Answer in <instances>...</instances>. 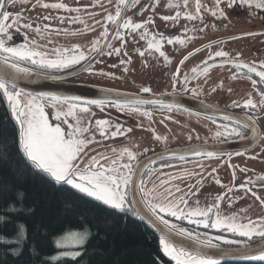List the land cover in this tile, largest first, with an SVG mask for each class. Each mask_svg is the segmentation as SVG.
Instances as JSON below:
<instances>
[{"label":"snow or ice","instance_id":"snow-or-ice-1","mask_svg":"<svg viewBox=\"0 0 264 264\" xmlns=\"http://www.w3.org/2000/svg\"><path fill=\"white\" fill-rule=\"evenodd\" d=\"M29 4L30 0H23ZM16 0H0V100L6 103L10 112L11 122H14L11 131L0 127V163H8L13 170L15 179L9 183H0V245H6L10 255L19 257L24 254L27 246L28 254L39 256L40 245L36 240L29 239V225L23 217H30L35 212V193L28 187L29 179L39 180L43 195H48V189L55 196L60 195V202L65 216L64 225L53 232L45 231L44 235L54 245L53 253H50L41 264H60L65 259L75 260L81 255L83 249L95 235L93 229H99L100 224L111 227L113 221L110 217H99L92 208L80 203L82 197L91 198L100 206H106L112 216H131L141 221H146L159 231V251L168 257L172 264H221L224 257H235L241 260L264 262V215L252 218L247 215L248 208H239L226 214L221 210L222 202L227 198L228 207L232 209L237 200H243L251 193L264 208V198L256 196L252 186L261 184L264 186V176L256 179L246 178L243 183H237L236 172L239 166L228 163L231 171L230 184H222L218 176L213 175L218 167H223L226 161H221L217 167H211L209 171L204 161L220 160L222 157L231 158L232 155H243L249 147L242 148L235 153L225 152L219 146L210 149L208 141L204 143H188L177 148L165 147L162 152H153L147 155L149 148L143 151H135L139 145L112 146L110 153L97 152L91 155L89 146L99 144L96 134L102 140H115L117 137H125L132 131L124 128L120 123H114L111 119H96L94 124L91 111L96 106L103 111L105 106L114 107L118 112L139 115L152 119V111L159 110L169 113L163 120H170L174 110L187 111L176 99L184 93H191L195 98L201 94L199 87L189 88L192 80L206 76L214 67L223 68L230 65L235 69L230 79H247L251 81V87L258 96L254 98L250 92L246 98L232 100L230 107L241 109L240 113L233 114L225 110L214 108L211 104H200L207 112L211 110L213 115L206 116L213 124H216L215 113H221L222 123L216 124V131L212 132V139L226 142L238 138L240 141L250 140L253 145L260 137L255 116L260 110H264V62L245 63L239 57L229 58V53L223 50L209 52L206 59L192 67L190 73H181V66L200 52L201 48H195L184 55L171 73L170 93H161L160 96L145 97L140 94H150V87H141L135 96L126 93L112 92L110 89H101L107 93L103 99H85L82 95H68L56 92H31L20 86L21 81L35 83V78H43L51 81H63L68 76L79 72L89 74L111 76L110 73L95 72L93 59L100 55L109 57L121 55L129 57L128 60L120 59L119 64L124 66L131 63L130 54L124 51L126 38L135 34L140 40L147 41L146 48L136 47L139 57L144 58L153 53L163 58L164 65L171 61L162 50L163 42L172 45H181L195 39L192 35L184 38L169 36L163 33H150L149 26L155 27L154 19L149 16L143 21H137L136 16L148 9V5L142 0H108V4L114 8V13L104 5L105 15L102 20H96L99 13L87 12L81 8L70 7L63 2H45L36 0L31 5L41 9L58 10L55 17L43 16V20L56 19L61 25L79 23L83 25L84 32H95L97 26L102 30L96 39H93L85 51L79 44L69 47L48 48L53 43L51 34L76 37L80 30L69 31L68 28H53L50 23L42 24L40 18L26 17L23 12H11L6 10ZM232 8L236 0H215L214 7L209 9L201 0H182L166 4L168 9H175L172 15H161L160 19L172 22L173 26L183 18L188 22L199 21L202 27L199 32H204L209 27L204 23V12L210 11L216 19H226L222 4ZM241 4H247L250 8L264 9V0H240ZM156 4H152L153 11ZM183 7V14L179 9ZM131 14L129 15V11ZM59 11L76 13L77 15H59ZM81 11L92 19L87 23L80 15ZM35 25V27H34ZM212 27H215L213 24ZM25 30L24 41L16 43L11 30ZM197 28L183 27L185 34L196 32ZM32 32L39 39H33L27 35ZM135 35L133 38H135ZM256 35V33H249ZM157 37H159L157 39ZM120 40V47H112L110 39ZM47 39L46 44L40 43ZM11 41V43H9ZM214 42L204 47L211 49ZM112 64L111 67H116ZM127 71V68H124ZM116 78V77H112ZM179 86V88H178ZM220 87H223L221 83ZM212 92L217 88L213 87ZM233 91L231 87L227 89ZM115 97V98H112ZM164 97H168L167 101ZM51 107L52 119L60 123L50 122V114L47 108ZM178 123V121H176ZM66 125V127H65ZM143 128V125H139ZM187 127V125H184ZM151 132V139L156 142L166 143L167 136H162L154 128L147 129ZM192 129L187 135V141L193 140ZM250 135H246L249 133ZM197 141L200 136H195ZM121 144L123 142L121 141ZM94 151V149L92 150ZM143 156V159L139 157ZM255 160L256 156L248 157ZM172 160L181 162H194L200 169L199 172H186L184 175H174L163 172L164 168H171ZM159 163L160 168L155 165ZM242 173H247L246 168H239ZM159 183L152 181L154 174ZM185 176L195 179V184H188L181 188L174 181H183ZM211 177L215 186L224 191L217 194L211 203L201 206L198 194H203L205 181ZM152 182L153 186L147 185ZM195 189V190H194ZM159 190V191H158ZM213 190L209 185L208 192ZM243 192L244 195L235 197L234 192ZM77 194H81L78 196ZM193 197H197L193 199ZM185 222L189 226H181L172 222ZM75 221V223H73ZM5 229H10L9 232ZM215 234H212V232ZM181 237L190 241L191 246L183 242L175 243L172 237ZM221 245L236 247L222 248ZM213 250H216L213 252ZM219 257V258H217ZM155 264V261L153 262Z\"/></svg>","mask_w":264,"mask_h":264},{"label":"flooded vegetation","instance_id":"flooded-vegetation-1","mask_svg":"<svg viewBox=\"0 0 264 264\" xmlns=\"http://www.w3.org/2000/svg\"><path fill=\"white\" fill-rule=\"evenodd\" d=\"M21 1L23 0H16V3L8 6L6 10L11 11L13 13L27 11L29 13L28 16L33 18H40L42 24L50 23L53 28H68L69 31L80 30V34L78 36L69 37L71 38V42L69 45H64L61 43L51 44L48 45L49 49L55 47L70 48L73 44H79L85 51H87L88 47H90L91 41L93 39H96L99 35V32L102 30L99 26H97L95 32H84L83 25L79 23H74L70 25L66 21L63 25H61L56 19H52L51 21H45L42 19L43 16L50 15L55 17L57 15L58 10L50 9L48 11H44L39 7H36L32 10H26L31 9V5L36 3V0H30L28 7L19 10L18 4L22 3ZM146 1L151 2V5L156 4L157 6L155 7V10L153 11L151 7L140 15L136 16L135 19L139 22L151 16L155 21V27L151 25L149 26L150 33L159 32L163 33L166 37L175 36L180 38H184L185 35H192L195 37V39L186 42V47H184V44L181 45L179 43L169 45L165 40L163 42L162 50L165 52L166 55L169 56V60L171 61V63L165 66L163 58H159L158 54L156 53H153V55L151 56L146 54L144 58L139 57L135 49L136 47L146 48L147 41L140 40L138 35H129L126 38L123 50L127 51L130 54L131 63L121 66L119 64L120 59H129V57L123 55H121L120 57H117L115 55L111 57L107 55H101L97 63H95V65L93 66L95 72L102 71L104 73L110 74L116 73L117 76H122L121 80H118L121 82V85H117V87L120 88L114 89L134 94H140L136 86L134 87L136 91H130L125 86L127 84V79L124 75H126L128 72H134V74L127 75V77L138 78L141 83L142 81H147L148 83H151L149 81L150 79L155 80V84L151 83L152 87H155V89L152 90L150 94L140 95L158 96L161 93H170L172 91L170 81L171 73L175 70V67L179 63L180 59H182L184 55H187L189 51H193L195 48H201L202 50L196 53L193 57H190L189 60L186 61L183 66H181L182 74L190 73L191 68L206 59L209 52H215L217 50H223L228 52L230 59L237 57L238 55L239 60L245 63H256L258 65L260 62H264V9H256L254 6L250 8L247 4H241L240 0H236V3L232 8H229L226 3L222 4L221 7L225 11L226 19H216L211 16L210 11L204 12V16L206 17L204 23L208 24L209 27L206 28L204 32H199L198 29L202 27L199 21L188 22L182 18L178 24L173 26L172 22H165L160 19L161 15L174 14L175 9H168L166 7V4L169 3L170 0H142V3ZM53 2H63L70 7L81 8L82 10H86L87 12L99 13V15L95 17L96 20H102L103 15H105L104 10L100 7V5H104V7L108 8L109 11L114 13V8L108 4V0H51V3ZM171 2L182 3V0H171ZM190 2H194V0H190ZM114 3L115 0H112V4ZM201 3L207 5L209 9H212L214 7L215 0H201ZM179 11H181V13L183 14V7H181ZM128 14H131V10ZM59 15L74 16L77 14H69L63 11H59ZM79 15L87 23H92V19L87 17L84 11H81ZM213 24L215 25V27H212ZM185 25H187L189 28L195 27L197 28V31L185 34L183 32V27ZM19 33L22 32L19 31ZM249 33H256V35H249ZM21 35L24 39L25 34L22 33ZM134 35L135 38H133ZM58 36L61 35H56L55 33L51 34L52 38H56ZM31 38L39 39L37 36H35L34 33L32 34ZM158 38L159 37H157V39ZM14 39L16 41L17 36L14 37ZM210 42H214L213 47L211 49L205 48L204 46L209 44ZM40 43L46 44L47 42L43 40L40 41ZM110 43L112 47H120L119 39L112 38L110 39ZM195 44H197V47L189 50L190 47L194 46ZM179 45L184 47L182 51H180L179 49L178 51L176 50L177 48H179ZM112 64H116L117 66L111 67ZM125 67L127 68V71L124 70ZM150 70H152V75L149 73L151 72ZM139 71H142V73H140ZM143 71H147V73H149L150 75L146 74V72L143 73ZM234 71L235 69L231 68L230 65H225V67L223 68L214 67L213 69H210L209 73L206 76H202L198 79L192 80L189 83V88L199 87V89L201 90L200 95L195 98L191 97L190 92L184 93L182 95L184 97L191 98L199 102L202 101L204 104H211L214 108L225 110L229 113H240L241 109L230 107L232 100H241L242 98H246L247 94L250 92L257 100L258 96L253 91L250 80L240 78L236 80L230 79V76ZM160 76L164 77V79H162L160 83L157 84L156 79ZM98 77H100L107 84L108 79H112V75H98ZM221 83L223 84V87H220ZM111 85L114 86V84L112 83ZM213 87L217 88L216 92L211 91ZM229 87L233 89L231 93L227 91ZM259 87L264 88V85H259ZM112 108V110H115L116 112L109 111L108 114L110 116L108 117L107 113L105 112V118L111 119L114 123H120L124 128H131L132 131L130 133H127L125 137H117L115 140H104L100 142L99 145L95 147V152L91 150L92 152H94V155L97 152L110 153V149L112 146L121 147L124 145L131 146L135 143L140 144V140L143 141L144 136L149 135L151 139V132L147 130L150 127L154 128L158 134L167 137L170 136L171 139L166 143L156 142L151 139L154 144H151L152 147H150L151 149L147 153V155H151L153 154V152L157 153L163 151L165 147L177 148L184 146L188 143L202 144L205 140L208 141V146L210 149L214 148L215 146H219L221 150L232 153H235L236 151H239L242 148L249 147L250 145H252L251 147H249L248 151L244 152L243 155H232L231 158L225 156L222 157L220 160L204 161L203 163L205 164V167L210 171L211 167H217L221 164V161H226L223 167H218V171L213 174L220 178L222 184H230L232 170L227 166L228 163L232 165H237L239 166V168H246L249 170L247 173H242L239 171V168L237 169V183H243L246 178L256 179L259 176H264V110H260L259 113L255 116L257 127L260 130V137L253 145V142L250 140L240 141L238 138L230 139L226 142H221L223 141V138H221V141H216L212 139V132L216 131V124L222 123V120L221 113H215L216 124H213L211 120L207 119L206 116L213 115L211 110H208L207 112L203 108L198 110H193L191 108L192 110L187 109V111L181 112L174 110L170 114L172 116V119L164 120V122L161 123V120H163L164 115H169V113L161 112L155 109H149L152 111V119L151 121H149L147 118H144L142 116L125 112H118L114 107ZM176 121H178V123ZM139 125H143L144 127L141 128ZM184 125H187V127H184ZM192 129H195V131L193 132V140L189 142L187 141L186 137ZM166 133H168L169 135H167ZM197 133L200 136L199 141L195 139ZM246 135H250V132L246 133ZM135 140H137V142ZM121 141L123 142V144H121ZM251 156H256V159H248V157ZM139 158L142 159L144 157L140 156ZM170 163L173 165V167L164 168L162 169L163 172L171 173L174 175H184V173L186 172L200 171L196 164L191 161L181 162L179 160H172L170 161ZM155 167L159 169L160 164L157 163ZM156 175H158V173L153 175L152 181L158 184L159 181L156 180ZM173 183H178L181 188H185L186 190V186L188 184H195V179H191L185 176L182 182L174 181ZM209 185L213 186V190L211 192H208ZM147 186L151 188L153 186V183L150 182ZM252 190L256 193V196L264 198V186L258 183L252 186ZM222 191H224V189H221L219 186H215L211 177H208V179L205 181L203 194H198L201 206H206L208 203H211L213 198ZM232 195L235 197H239L244 195V193L237 191L232 193ZM196 198L197 197H193V199ZM242 207L248 208L247 215L251 216L252 218L264 215V208L260 206L259 201L256 200V197L252 196L251 193H249L245 197V199L237 200V203L232 209H229L228 201L226 198L222 202L221 210L224 213L228 214L231 211H235ZM169 219H171L172 222L181 224V226L193 227L187 225L186 221L177 222L174 220V218ZM212 234H215V232L213 231ZM221 247L228 248L236 246L221 245Z\"/></svg>","mask_w":264,"mask_h":264},{"label":"trees","instance_id":"trees-1","mask_svg":"<svg viewBox=\"0 0 264 264\" xmlns=\"http://www.w3.org/2000/svg\"><path fill=\"white\" fill-rule=\"evenodd\" d=\"M13 124L6 103L0 100V127L10 132ZM14 179L12 167L8 163H0V183H9ZM28 187L35 193L36 207L32 216H22V218L28 222L29 239L37 241L41 254L29 255L26 246L24 254L15 257L9 254L6 245H0V264H41L54 249V245L48 241L44 232L56 231L65 223L66 218L59 194L54 196L52 190L48 189V195L44 196L39 180L29 179ZM80 203L92 208L99 217H110L113 224L111 227L100 224L98 230L94 228L95 235L83 249H80L81 255L75 260L65 259L60 264H153L154 261L155 264H172L169 258L159 251V238L140 220L123 214L112 216L106 206H100L91 198L82 197ZM5 231L10 234L11 230L5 229ZM221 264H264V262Z\"/></svg>","mask_w":264,"mask_h":264},{"label":"water","instance_id":"water-1","mask_svg":"<svg viewBox=\"0 0 264 264\" xmlns=\"http://www.w3.org/2000/svg\"><path fill=\"white\" fill-rule=\"evenodd\" d=\"M143 4L148 5V9L151 8V2L146 1ZM100 57H101V55L98 57H94L93 66L95 65V63H97V61ZM85 73L86 72H79L76 75L68 76L63 81H51V80H46L43 78H35L36 79L35 83H29L26 81H21L20 86L24 87L26 91H31V92L47 91V92H56V93H62V94H68V95H82V97L85 99H103V98H105L107 96V93L102 92L101 89H110L113 93L114 92H120V93L130 94L132 96L137 95L134 93L120 91L118 89H114V88L104 86L103 83H98V84L94 83L93 84V82L89 81L84 76ZM148 96H154V95H148ZM148 96H145V97H148ZM158 96H160V95H158ZM112 98H115V97H112ZM164 98L167 101L168 97H164ZM176 99L186 109L198 110V109L203 108L199 101L184 97L183 95L177 97ZM160 152H162V151H160ZM157 153H159V152H157ZM141 222L146 226V228L148 230H150L154 235H156L159 238L158 229L153 228L146 221H141ZM172 239H173V242H175V243L183 242L186 246H189V247L191 246L190 241L184 240L181 237L173 236ZM215 251L216 250H213V252H215ZM217 258H219V257H217ZM244 262L263 263L260 261L241 260V259H238L235 257H224L221 260V263H244Z\"/></svg>","mask_w":264,"mask_h":264},{"label":"rangeland","instance_id":"rangeland-1","mask_svg":"<svg viewBox=\"0 0 264 264\" xmlns=\"http://www.w3.org/2000/svg\"><path fill=\"white\" fill-rule=\"evenodd\" d=\"M22 3H19L18 4V9L19 10H22V9H24V8H26V7H28V4H25L23 1H21ZM45 2H49V3H51V0H45ZM213 3V2H212ZM211 3V4H212ZM44 11H48V10H50V9H43ZM21 12H23V14H24V16H28L29 15V13L27 12V11H21ZM44 13H46V12H44ZM32 15H34V14H32ZM23 34H25V30H23V29H21L20 30ZM22 33H19V31H14V30H11L10 31V35L11 36H13V37H16L17 36V40L15 41L16 43H21V42H23L24 41V39H23V36L21 35ZM32 32H27V35L28 36H32ZM70 36H65V35H61V36H58V37H56V38H52L51 37V39H52V41H53V43L52 44H57V43H61V44H64V45H69L70 44V42H71V38H69ZM45 41L47 42V39H45ZM9 43H11V41L9 42ZM179 48H177L176 50L178 51V49L180 50V51H182V49L184 48V47H186V45L184 44V47H182L181 45H179L178 46ZM195 47H197V44H195L194 46H191L190 47V49L189 50H191V49H193V48H195ZM188 50V51H189ZM94 69V68H93ZM151 72H149L151 75H152V70H150ZM154 71H155V68H154ZM96 72H98V71H96ZM140 73H142V71H139ZM146 72V74H148V75H150L149 73H147V71H143V73H145ZM130 74H134V72H128L126 75H124L125 76V78L127 79V84L125 85L126 86V88H128L130 91H136L135 89H134V87L136 86L137 87V90H139L141 87H150L152 90H154L155 89V87H152V85H151V83H153V84H155V80L154 79H150L149 81L151 82V83H148L147 81H142V83H141V81L138 79V78H134V77H132V78H130V77H127V75H130ZM84 76L89 80V81H91V82H93V84L95 83V84H98V83H103V85L104 86H107V87H110V88H120V87H117V85H121V82L120 81H118V80H121V78H122V76H117V74L116 73H113L112 74V77L114 76V77H116V78H112V79H108V84L106 83V82H104L100 77H98V75H89L87 72L84 74ZM162 79H164V77H158L157 79H156V83L157 84H159L160 83V81L162 80ZM111 83L112 84H114V86H112L111 85ZM128 85V86H127ZM130 86V87H129ZM104 109L105 110H103V111H101V109L100 108H98V107H96V106H92V109H91V111L93 112V113H95V116L94 117H92V120H93V124H94V122H95V120L96 119H106L105 118V115H104V113L106 112L107 113V117L108 116H110L109 114H108V112L110 111V112H114L112 109V107L111 106H105L104 107ZM47 112L50 114V122H52V123H60L59 121H55V120H53L52 119V116H51V114L53 113V109L51 108V107H48L47 109ZM116 112V111H115ZM146 125V124H145ZM65 127H66V125H65ZM167 135H169L168 133H166ZM96 139H97V141H100V142H102V141H104V140H102L100 137H99V135L98 134H96ZM168 139H167V141H170V139H171V137L169 136V137H167ZM136 142H137V140H135ZM151 142V143H150ZM141 143H142V145H141ZM153 142L151 141V139H150V136L148 135V136H144V140L142 141V140H140V144H138V143H135V145H139V148H135V151H143V148H145V147H147V148H149V149H151L150 147H152V144ZM154 144V143H153ZM99 144H93V145H90L89 146V151H90V154L91 155H94V152H92L91 150H95V147L96 146H98ZM155 178H156V176H155ZM203 207V206H202Z\"/></svg>","mask_w":264,"mask_h":264}]
</instances>
